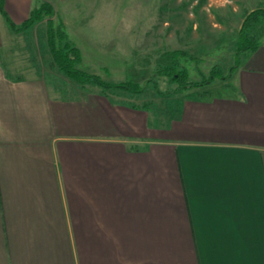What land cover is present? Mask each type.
<instances>
[{
    "label": "crops",
    "instance_id": "1",
    "mask_svg": "<svg viewBox=\"0 0 264 264\" xmlns=\"http://www.w3.org/2000/svg\"><path fill=\"white\" fill-rule=\"evenodd\" d=\"M13 34L0 12V264H264V42L161 120L13 70Z\"/></svg>",
    "mask_w": 264,
    "mask_h": 264
},
{
    "label": "rangeland",
    "instance_id": "2",
    "mask_svg": "<svg viewBox=\"0 0 264 264\" xmlns=\"http://www.w3.org/2000/svg\"><path fill=\"white\" fill-rule=\"evenodd\" d=\"M41 2L53 5L56 27L61 23L68 41L80 49L81 70L111 83L138 82L143 88L140 94L115 90L108 92L109 96L117 102L147 107L161 120L184 99L195 98L205 90L216 92L224 83L215 80L202 89L172 92L176 85L153 76L162 56L184 51L201 59L199 65L185 57L178 60L193 82L208 77L214 66L227 75L235 65V47L243 20L251 11L264 8V0H36L34 6ZM10 14L18 24L26 18L21 17L22 13ZM256 34L264 42V21ZM7 35L4 30V37ZM25 35L30 36L28 49L11 46L13 70L25 71L33 63L49 76L51 85L76 84L53 65L46 44L45 21ZM33 47L34 55L30 49ZM87 90L101 91L92 85ZM163 93L170 95L165 97Z\"/></svg>",
    "mask_w": 264,
    "mask_h": 264
},
{
    "label": "trees",
    "instance_id": "3",
    "mask_svg": "<svg viewBox=\"0 0 264 264\" xmlns=\"http://www.w3.org/2000/svg\"><path fill=\"white\" fill-rule=\"evenodd\" d=\"M0 12L6 18L11 31L15 35H25L32 30L36 25L45 21L46 23V42L52 57L53 65L66 78L72 80L76 84L86 87L92 85L101 90L105 96H109L110 91H122L129 94H140L143 92L141 84L133 81H124L120 83H111L105 81L97 74H91L81 70L78 66L82 61V55L79 48L72 45L68 41V36L62 24L58 27L55 25L54 16L57 17L56 11L52 4L41 2L33 9L29 17L20 25H16L8 16L4 8V0H0ZM264 21V8H258L246 15L239 31L238 39L235 47V65L230 68L227 75H224L219 66H214L209 76L202 79L201 82H193L189 79V71L178 60L180 57H185L196 65H199L201 59L192 57L184 51H174L165 53L162 56V61L158 64L154 77L165 78L172 85H176V89L172 92L181 93L192 89H202L209 87L215 80L223 81L227 84L234 73L240 68L244 57L248 53L255 52L263 41L257 36V27L262 25ZM163 61L166 63H163ZM0 63L7 77L10 73L0 56ZM228 86V85H227ZM165 97H169L170 93H163ZM212 94L209 90L198 93L197 97L201 100H209Z\"/></svg>",
    "mask_w": 264,
    "mask_h": 264
}]
</instances>
